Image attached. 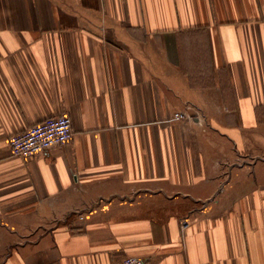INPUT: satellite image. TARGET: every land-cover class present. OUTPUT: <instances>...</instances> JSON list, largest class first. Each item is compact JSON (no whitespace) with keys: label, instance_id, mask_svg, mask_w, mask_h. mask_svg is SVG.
Returning a JSON list of instances; mask_svg holds the SVG:
<instances>
[{"label":"crops","instance_id":"1","mask_svg":"<svg viewBox=\"0 0 264 264\" xmlns=\"http://www.w3.org/2000/svg\"><path fill=\"white\" fill-rule=\"evenodd\" d=\"M263 160L264 0H0V264H264Z\"/></svg>","mask_w":264,"mask_h":264},{"label":"built area","instance_id":"2","mask_svg":"<svg viewBox=\"0 0 264 264\" xmlns=\"http://www.w3.org/2000/svg\"><path fill=\"white\" fill-rule=\"evenodd\" d=\"M187 111L174 114L176 120L189 118ZM74 135L73 121L69 114H62L39 122L21 133L10 137L11 152L14 156L29 158L52 147L67 144ZM119 264H146L138 256H129Z\"/></svg>","mask_w":264,"mask_h":264},{"label":"rangeland","instance_id":"3","mask_svg":"<svg viewBox=\"0 0 264 264\" xmlns=\"http://www.w3.org/2000/svg\"><path fill=\"white\" fill-rule=\"evenodd\" d=\"M261 166H263V167H264V160L261 162Z\"/></svg>","mask_w":264,"mask_h":264},{"label":"water","instance_id":"4","mask_svg":"<svg viewBox=\"0 0 264 264\" xmlns=\"http://www.w3.org/2000/svg\"><path fill=\"white\" fill-rule=\"evenodd\" d=\"M191 110H192V109H191ZM190 112H192V111L189 110V113H190Z\"/></svg>","mask_w":264,"mask_h":264}]
</instances>
